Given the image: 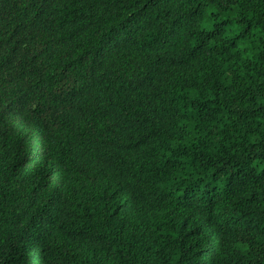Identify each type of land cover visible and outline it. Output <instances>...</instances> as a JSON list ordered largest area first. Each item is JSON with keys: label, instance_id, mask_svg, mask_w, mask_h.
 <instances>
[{"label": "trees", "instance_id": "trees-1", "mask_svg": "<svg viewBox=\"0 0 264 264\" xmlns=\"http://www.w3.org/2000/svg\"><path fill=\"white\" fill-rule=\"evenodd\" d=\"M0 264H264V0H0Z\"/></svg>", "mask_w": 264, "mask_h": 264}]
</instances>
